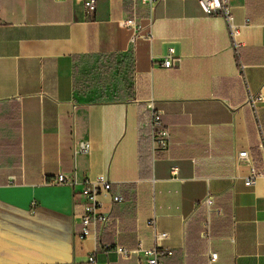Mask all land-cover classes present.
<instances>
[{
    "label": "crops",
    "instance_id": "0c3cea01",
    "mask_svg": "<svg viewBox=\"0 0 264 264\" xmlns=\"http://www.w3.org/2000/svg\"><path fill=\"white\" fill-rule=\"evenodd\" d=\"M232 10L239 53L223 17L198 0H160L154 38L136 45L119 24L132 0H97L93 14L84 0H0V264H87L93 253L100 264H147L143 251L115 249L139 244L172 251L164 264H264V175L245 184L264 172L248 103L249 92L260 97L264 129V0ZM154 111L170 132L163 149ZM60 173L76 183L48 182ZM102 174L108 218L81 239V192Z\"/></svg>",
    "mask_w": 264,
    "mask_h": 264
},
{
    "label": "built area",
    "instance_id": "2783aa9c",
    "mask_svg": "<svg viewBox=\"0 0 264 264\" xmlns=\"http://www.w3.org/2000/svg\"><path fill=\"white\" fill-rule=\"evenodd\" d=\"M60 1V0H58ZM160 0H132V12L131 14L119 21V24L128 29L130 33V42L132 45H136L140 39L152 40L154 38L153 25L155 21V10L157 3ZM200 6L207 14H219L223 17L226 23L227 30L232 42V45L239 53V47L241 45V25L236 23L235 16L232 10V4L238 0H198ZM85 7L89 14H93L96 10L97 0H84ZM144 6L146 8V23H142L138 14V6ZM174 48H170L168 54L165 56L163 61L164 67H171L174 64ZM260 97L249 92L248 103L253 108L255 117L258 123V128L261 136V147L264 150V129L261 124L258 109H259ZM152 129V140L154 148H166L170 144V132L167 127L162 123L159 112L154 111L151 122ZM91 144L89 141H82L78 145L79 152L88 153L90 151ZM240 157L249 160V152L243 150L240 152ZM173 171H177V167L173 168ZM264 172L258 169H253L252 174L246 179L245 184H254L260 176H263ZM51 184L61 183H76V179H67L63 173H60L48 180ZM112 190V182L105 176L99 175L94 179H88L84 183L81 194L85 197L83 206V213L81 216V222L83 225L82 232L79 234L81 239L87 238L89 235L95 233L99 222L104 223L108 216L101 211V202L99 196L101 194H109ZM114 202H120L123 200L121 194H114L112 196ZM207 205L211 207L214 200L211 196H208L206 201ZM155 217L149 220V224L155 226ZM161 236H166V233H160ZM116 251L123 257L129 258L133 254L143 251L147 257V264H164L162 261L163 254H171L172 251L163 250L162 248L155 246L152 248H146L142 244L132 249L126 246H117ZM217 259V253H211V260ZM87 264H100L96 258V255L90 254L88 257Z\"/></svg>",
    "mask_w": 264,
    "mask_h": 264
}]
</instances>
